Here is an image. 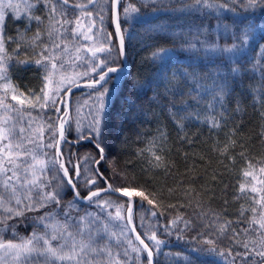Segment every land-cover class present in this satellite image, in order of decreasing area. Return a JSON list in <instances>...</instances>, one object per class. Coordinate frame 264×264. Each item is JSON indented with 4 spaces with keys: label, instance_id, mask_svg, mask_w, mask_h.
<instances>
[{
    "label": "trees",
    "instance_id": "16d2710c",
    "mask_svg": "<svg viewBox=\"0 0 264 264\" xmlns=\"http://www.w3.org/2000/svg\"><path fill=\"white\" fill-rule=\"evenodd\" d=\"M209 2L217 5L226 3L228 8H208L203 3L196 5L195 0H120L118 6L130 69L128 72L113 73L112 76L118 77L119 82L110 81L107 85L109 88L115 86L117 91L111 96L112 107L106 135L107 162L102 164L100 171L109 178V183L115 186L130 184L138 191H143L157 205L153 208L146 200L132 197L136 201L132 213L136 232L140 233L145 243L153 249L155 245L147 239V235L152 231L164 241L160 246V252L154 251L155 264H187L185 257L190 255L193 247L198 246L193 237L199 232L201 234L199 239L209 238V234L215 232V227H206V225L216 220L217 216L221 218L216 221L217 224L223 223L225 219L232 222L226 236L233 235L232 229L240 231L249 227L246 221L252 213L248 209L256 206L253 197L258 199L259 195L264 194L250 191L253 186L260 188V181L264 180V174L259 172V168L264 167V116L261 115L264 113V101L260 98L261 93L257 91L261 85H264V6L258 4L255 8L245 7L247 0H209ZM86 3L87 0H70L69 5L57 4V7L65 8L66 19L74 21L79 17L83 31H87V28L92 26L93 32L89 35L95 36L98 45L112 47L113 51L110 54L99 53V58H108L110 66H123V59L118 52L119 40L114 35L112 0H96L95 4H88L86 9L73 7L75 4ZM130 4L138 8L139 12L125 16L124 9ZM44 12L47 13V9ZM82 12H92L93 15L91 17L81 15ZM97 13L104 16L103 23ZM6 23V36L15 38L21 44L19 53H16L12 51L16 43L8 42V52L13 56L9 61V78L25 96L29 93L40 95V89L45 83L44 72L34 61L41 58L40 54L45 46L49 49L45 55L53 54L52 41L57 40V37L54 34L50 39L46 35L47 19L39 25L42 36L35 43L32 42V36L36 31L34 21L31 25H27L26 31L27 22L17 21L9 13L6 15ZM225 25L228 26L227 31ZM74 26V24L65 25V28L69 29L65 33L66 39L71 38L70 29ZM246 32L249 36L247 44H244ZM109 33L113 35L110 37ZM109 40H111L110 45ZM93 42L75 37L68 44L67 52L62 53L59 48L54 50V54L62 57L65 72L75 78V84L98 79L97 73L91 71V65L85 60L96 64L99 59H93L90 53L82 51L78 54L75 51L76 46H90ZM192 43L199 51L188 50ZM204 44L213 45L219 50L206 53L202 47ZM234 44L244 49L239 58L232 52L223 51ZM161 48L170 50L171 55L163 59L153 56V53ZM77 55L83 56L84 59L77 60ZM18 60L29 62L21 64ZM233 67H239L240 72H231ZM164 69L167 70L170 81L167 85L161 82L160 77V72ZM184 71L194 74L195 79L191 75L187 79L180 77L177 84L172 79V73L179 75ZM85 72H88V75H83ZM59 78V74L54 76L53 84H50L45 91L50 94L51 88ZM126 80H134L144 85L154 81L152 86L146 88L141 95L139 104L142 105V109L137 111L136 115L139 118L134 122L123 118L124 96L127 95ZM225 82L228 88L234 91L226 97L224 107L221 109L213 100V92L216 84ZM98 90V87H82L73 93L66 139L61 142V153L65 158L66 166L71 169L74 165H80L81 176L77 183L82 194H86L89 187L105 186L104 181L99 177L96 185H86V180L92 176L96 168L92 161V158L96 157V150L89 140L80 138L89 134ZM2 95L3 93L0 92V96ZM193 96H196L197 100H193ZM55 99L57 101L55 105L49 103L43 109L39 106L35 108L23 106L25 113L23 117H16L15 113H7L16 117L10 120L7 126L10 127L15 123L17 130L20 126L26 128L24 135L35 141L34 144H26V148L34 149L39 159L49 160L54 157L61 159L57 155V147H37L50 142L57 144L58 124L65 112L66 95L61 91ZM8 102L16 103L11 101L10 96ZM237 104L239 111H236ZM209 105L213 107L210 108ZM188 113H192V117L179 120V117L188 116ZM196 113H199V118H196ZM173 114H176L177 119H173ZM5 115V109L0 107V123ZM80 118L84 121L82 128L77 124L81 121ZM212 118L219 120L221 127L212 128L210 126ZM53 132L56 133L55 136ZM4 143H0V149H3ZM13 143H16L15 136ZM226 145L227 150H225ZM153 152L162 158L159 167L150 163L153 161ZM43 153H47V156ZM250 163L253 165L252 168H249ZM58 168V164L55 168L49 165L44 180L51 181L52 185H55L57 180L54 177L62 176ZM245 171H252L256 179L253 180L251 176L246 177ZM241 184L245 185L243 193L240 192ZM62 195L63 199L59 206L48 204L46 207H38L36 211L26 212L27 219L16 217L9 220V224L16 225L15 239L18 241L20 238L29 237L33 231L43 232V224L38 218L46 213H50L61 222L66 219L62 215L63 211H69L73 218L92 213L93 217L90 219L93 239H96V233L99 232L104 237L103 242L107 243L114 253L118 252L120 258L127 264H147V253H142L140 260L137 261V254L132 252L126 243V240L131 239L133 245L142 248L135 239L127 219L114 218L115 208L105 210L97 207L95 203L80 200L75 208L68 209L67 203L73 200V195L67 188ZM102 198H111L123 203L125 209L127 208L126 197L105 193L102 194ZM242 210L243 216L240 214ZM152 211H156L157 216H152ZM108 213H113V216L110 217ZM122 214L127 216L126 211ZM178 216L190 220L191 227L184 228L183 221H178L176 226H169V221ZM105 224L108 227L107 233L103 232ZM166 226H169L167 232ZM113 232L116 233V237L111 236ZM87 235L86 231L85 236ZM249 235L255 236V233ZM0 238L14 239L13 232L0 231ZM211 238L218 239L222 249L244 251L235 241L225 237L218 238L213 234ZM244 238L242 232L237 237L238 240ZM125 250L127 256L124 255ZM1 254L3 253L0 252ZM191 255L196 254L191 253ZM1 264H15V262L7 259ZM198 264H232V258L215 253H204L199 257ZM235 264L242 262L237 258Z\"/></svg>",
    "mask_w": 264,
    "mask_h": 264
},
{
    "label": "snow or ice",
    "instance_id": "6c2138e0",
    "mask_svg": "<svg viewBox=\"0 0 264 264\" xmlns=\"http://www.w3.org/2000/svg\"><path fill=\"white\" fill-rule=\"evenodd\" d=\"M70 0H34V2H25L24 7L26 9L24 17L26 18V31L27 25H31L34 21L36 24V31L32 36V42L39 41L42 36V32L39 25L43 24L47 19V31L46 35L51 39L53 35L57 37V40L52 41L53 54L45 55L49 51L48 47L45 46L41 52V58L35 59L34 63L43 69L44 75V86L40 89V95L35 93H29L25 96L24 92H20L19 88L12 84L9 78V61L13 59L8 52V42L11 41L16 43V47L12 49L13 52L19 53L21 44L15 40L13 37L6 36V14L4 8H15L16 6L12 4L4 5L0 3V92L3 93L0 96V107L5 109L6 115L0 123V143H4L3 149H0L2 157H0V231L11 230L13 232L14 239H3L0 238V252L3 256H0V262L11 259L15 264H127L126 261L120 258V254L114 253L112 248L105 242H103L104 237L99 232L96 233V239L92 237L91 224L93 217L92 213H86L84 216H79L78 218H73L69 211H63L62 215L66 218L63 222L57 220L50 213H46L40 216L38 220L43 224V232L33 231V233L26 238H20L18 241L15 239V228L16 225L9 224V220H13L16 217L25 216L26 212L36 211L38 207H46L48 204H55L57 206L61 205L63 199V191L65 188L73 195V200L68 201L67 208L72 209L77 206L80 200H86L90 203H95L97 207L101 209L115 208L114 218L118 220L127 219L128 224H133V204L136 203L132 199L133 196L139 197L142 200H146L149 205L156 208L153 199H150L148 195H145L143 191H138L136 187L127 184L126 186H115L113 183H109V178L104 176V173L100 171V167L104 162H107V150L108 142L106 135L108 134V122L111 112V96L114 91H117L115 86L109 88L107 85L110 81L119 82V78L115 76H110L111 73H123L122 66H110L108 63V58H99V53H111L113 51L112 47H105L103 44H97L95 42V36L89 35L93 32V27L89 26L87 31H83V25L80 22V18L77 17L74 21L66 19L67 11L64 7H57V4L64 6L69 5ZM96 0H87L86 4H75L73 7L79 9H86L88 4H95ZM114 9L119 5L120 0H112ZM203 3L208 8H228L226 3L215 4L210 3L209 0H195V4L199 5ZM264 6V0H247L245 7L255 8L257 5ZM47 9V13L44 10ZM103 11V10H101ZM139 9L133 7L131 4L124 9L125 16H129L131 13H138ZM81 15H87L91 17L92 12H82ZM101 20L104 21V16L97 13ZM115 19V36L119 38V55L122 57L125 55V36L121 29V21L119 17V12L114 11L113 13ZM20 16L16 17L19 21ZM75 25L71 27V38L66 39L65 33L69 31L65 28V25ZM225 31L228 30V26H224ZM110 37L113 33L108 34ZM249 33L244 34V44H247ZM80 37L86 41H94L90 46H76V53L87 52L91 54L93 59H99L96 64H91L90 60H85L86 63L91 65V71L97 73L98 79H92L88 83V87L96 88L97 85L100 86L99 90L95 96L94 112L92 124L89 129V134L86 136H81V139L89 140L96 150V157L92 158L93 163L96 168L93 170V174L90 178L86 180L87 186L96 185L98 183L97 177L104 181V187L91 188L86 194H82L80 191L77 181L81 176L80 165H74L71 169L66 166L62 159L56 157L44 160L39 159L35 150L31 148H26V144H34L35 141L28 139L24 133L26 128L20 126L17 130L16 124L12 126H7L10 120L16 119V117H23L25 115L23 111V106L27 105L29 108H35L39 106L41 109L48 106L49 103L55 105L57 103L54 98L55 93H60L63 91L65 95L71 93V86L75 85V78L68 75L65 72V65L62 61L60 55L54 54L55 49H61V52H67L68 44L71 42L72 38ZM21 39L23 35L21 34ZM78 45V41L76 42ZM111 44V40L108 41ZM203 50L207 52L218 51L213 45H202ZM191 51H199L194 43L189 45ZM243 48L240 45L234 44L231 48H225L223 51L232 52L237 58L243 52ZM163 54V55H161ZM171 51L168 49H159L158 52L153 53V56L164 57L170 56ZM77 60L84 59L83 56L77 55ZM59 61V63H58ZM28 60H18V63L26 64ZM99 69V71H98ZM233 73H239V67H233L231 69ZM57 74L60 75V79L56 81V87L53 90V95H50L48 91H45L50 84H53V77ZM83 75H88V72L83 73ZM190 74L187 71L179 73H172V79L179 83V78L183 77L187 79ZM161 82L166 85L170 83L167 70L164 69L160 72ZM154 81H149L148 84H139L134 80H126L125 85L127 88V95L124 96V112L123 118L134 122L139 117L136 115L137 111L142 109V105L139 104L141 95L144 94L146 88H150ZM159 86V85H157ZM166 90H171L167 89ZM178 90V89H177ZM234 89H229L227 83L216 84L213 92V100L220 105L221 109L224 107L226 97L230 96ZM261 93V100L264 101V85H261L260 89L257 90ZM11 97V101H15V104L8 102V97ZM20 97H24L20 99ZM119 98V95L117 96ZM193 100H197L196 96L192 97ZM213 107V105H209ZM60 111V109H56ZM236 111H239V104H237ZM7 113H15L16 117L8 115ZM30 115V113H27ZM67 115V113H65ZM192 113H188V116L179 117V120H184L192 117ZM223 116V112L221 113ZM264 116V113H261ZM196 118H199V113L195 114ZM173 119H177L176 114H173ZM68 123L67 120L63 118L60 119L58 124L59 137L58 141L66 139L65 136V125ZM29 127L31 124L28 125ZM183 126L182 124L180 125ZM210 126L212 128L221 127V122L215 118L210 121ZM51 127V126H50ZM79 130V129H78ZM56 133L53 132V136ZM13 136L16 137V143H13ZM57 144L48 143L47 145H37V147H47L53 148L57 147V155L62 157L63 153L59 151ZM234 143V142H233ZM227 150V145L225 146ZM47 156V153H43ZM154 166H161L162 158L155 152L152 153ZM71 163V161H69ZM59 165L58 171L62 172L61 177H54L57 180L55 185H52L51 181L44 180V174L49 170V165L55 168ZM253 165L250 163L249 168ZM114 175L115 169H113ZM259 172L264 174V167L259 168ZM244 175L246 177L251 176L253 180L256 176L252 171H245ZM127 179L126 177L124 178ZM261 187L257 188L255 186L251 187L250 191L252 193H264V180L260 181ZM49 188L51 190H49ZM240 192H245V185L241 184ZM103 193L109 194H119L121 197L128 198L127 208L123 203H120L111 198H102ZM101 198V199H97ZM253 202L256 205L248 209L252 213L251 217L246 221L249 227H245L240 231L232 229L233 235L226 236L229 230V225L232 223L226 220L223 223L217 224L216 221L220 220L219 216L216 217L211 224L206 225V227H215V232L209 234L207 239H199L200 233L198 232L193 240L196 241V247L190 250V255L185 257L187 264H198L199 257L204 253H215L219 256H227L232 258V264H235L237 258L242 262V264H264V194L259 195V198L253 197ZM170 207H172L170 205ZM126 211L127 216L125 217L122 213ZM162 214V213H161ZM242 216L244 211L240 213ZM110 217L113 213H108ZM152 216H157L156 211L151 212ZM205 215H207L205 213ZM99 219V217H95ZM48 221V222H46ZM178 221H183L184 228H190L192 222L190 220H184L182 216H178L175 219L169 221V226H176ZM87 225V227H85ZM165 227V231H168V227ZM179 230V229H178ZM88 232L87 237L85 232ZM132 231L135 233L136 229L133 226ZM103 232H108L107 224L103 226ZM241 232L245 235L244 239H237L241 235ZM250 233H255V236H250ZM123 235V232L121 233ZM215 234L218 238L225 237L226 239L235 241L241 248L244 249L243 252L233 251L231 248L222 249L218 243V239H212L211 235ZM147 235V234H146ZM111 236L116 237V233H111ZM180 238V237H178ZM135 239L139 241L142 248L133 245L131 239L126 240V243L131 248L132 252L137 254L136 260L139 261L141 254L146 252L147 264H154V251L156 253L160 252V246L164 241L157 237V233L152 231L150 235H147V239L152 241L155 245V249L145 243V239L141 237L140 233H136ZM117 240L119 238L117 237ZM56 241V244L53 242ZM191 253H195L193 256ZM127 250H125L124 255L127 256Z\"/></svg>",
    "mask_w": 264,
    "mask_h": 264
},
{
    "label": "water",
    "instance_id": "95a60500",
    "mask_svg": "<svg viewBox=\"0 0 264 264\" xmlns=\"http://www.w3.org/2000/svg\"><path fill=\"white\" fill-rule=\"evenodd\" d=\"M119 6V5H118ZM118 6H116V8L114 9V7H113V13H114V11H118ZM113 21H114V27H115V19H114V15H113ZM118 38V37H117ZM118 40H119V38H118ZM122 59H123V72H126V71H128L129 70V68H130V66H129V64H128V60H127V56H126V52H125V55L124 56H122ZM112 74L113 73H111V74H109L110 76H112ZM88 83L89 82H83V83H79V84H77V85H75V86H73L72 88H71V93H69L68 95H66V108H65V113H67V115H65V113H64V120H67L68 121V119H69V116H70V114H71V107H72V103H71V101H72V96H73V93L75 92V91H77L78 89H80V88H82V87H88L87 85H88ZM97 87L98 88H100V86L99 85H97ZM66 126H67V124L65 125V129H66ZM66 131V130H65ZM61 142L62 141H58V148H59V151L61 152V150H60V146H61ZM61 159H62V162H64L65 164H66V161H65V158L62 156L61 157ZM104 194V193H103ZM112 195H115V196H119V194H112ZM119 197H121V196H119ZM133 199V198H132ZM81 201H83V202H86V200H81ZM133 208H134V204H133ZM129 225V227H130V229L132 230V228H133V224H128ZM133 232V231H132ZM136 233L137 232H133V234H134V236L136 235ZM142 246V245H141ZM154 259V264H155V257L153 258Z\"/></svg>",
    "mask_w": 264,
    "mask_h": 264
},
{
    "label": "rangeland",
    "instance_id": "374dc122",
    "mask_svg": "<svg viewBox=\"0 0 264 264\" xmlns=\"http://www.w3.org/2000/svg\"><path fill=\"white\" fill-rule=\"evenodd\" d=\"M26 0H0V3L7 5V4H12L14 6H16L15 8H4L5 14L8 15L9 13L12 14L15 18L17 16H20L21 19L20 21H26V18L24 17V13L26 11L24 4H25ZM27 2H30V0H27ZM60 79V78H59ZM58 79V80H59ZM57 80V81H58ZM56 84L53 88H51L50 90V95L53 94V90L55 89ZM59 93H55L54 97H58ZM81 119V118H80ZM78 127L82 128L84 127V121L81 119V121H79L78 123ZM0 256H3V254H1ZM1 264V262H0Z\"/></svg>",
    "mask_w": 264,
    "mask_h": 264
}]
</instances>
